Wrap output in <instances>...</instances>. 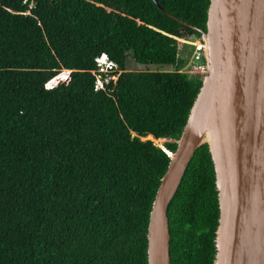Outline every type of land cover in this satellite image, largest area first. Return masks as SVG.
<instances>
[{
    "label": "trees",
    "instance_id": "16d2710c",
    "mask_svg": "<svg viewBox=\"0 0 264 264\" xmlns=\"http://www.w3.org/2000/svg\"><path fill=\"white\" fill-rule=\"evenodd\" d=\"M154 1L205 32L210 0ZM197 39L153 0H0V264H147L170 163L150 139L182 134L201 87L180 73L182 51ZM128 56L172 70L128 72ZM103 58L112 73H97ZM167 216L171 264H213L219 209L206 146Z\"/></svg>",
    "mask_w": 264,
    "mask_h": 264
},
{
    "label": "water",
    "instance_id": "95a60500",
    "mask_svg": "<svg viewBox=\"0 0 264 264\" xmlns=\"http://www.w3.org/2000/svg\"><path fill=\"white\" fill-rule=\"evenodd\" d=\"M204 44L208 75L173 142L147 229V264H171L168 208L195 153L206 146L219 219L213 264H264V0H210Z\"/></svg>",
    "mask_w": 264,
    "mask_h": 264
},
{
    "label": "built area",
    "instance_id": "2783aa9c",
    "mask_svg": "<svg viewBox=\"0 0 264 264\" xmlns=\"http://www.w3.org/2000/svg\"><path fill=\"white\" fill-rule=\"evenodd\" d=\"M189 44L191 45L190 47L192 52L190 58L188 59L190 61L188 65L184 66V68L180 71V73H184L189 76H194L201 80L207 74L206 67L205 66L203 67L200 64L202 61H204L203 60L204 58H202L204 52V46L202 45L199 39L185 43V45L187 46H189ZM100 72H105V71L101 70ZM92 74L96 77L97 89L103 90L104 86L100 78L97 76L95 72H93Z\"/></svg>",
    "mask_w": 264,
    "mask_h": 264
},
{
    "label": "rangeland",
    "instance_id": "374dc122",
    "mask_svg": "<svg viewBox=\"0 0 264 264\" xmlns=\"http://www.w3.org/2000/svg\"><path fill=\"white\" fill-rule=\"evenodd\" d=\"M191 45L189 44V46L185 45V48L183 49L182 51V56L186 59V61L190 58L192 52H191ZM189 61L188 60V63L186 65L189 64ZM201 66H203V63L201 62L200 63ZM204 67V66H203ZM172 69L171 68H157V67H144V66H141V65H138L134 62V60L132 59L131 56H128V59H127V71L128 72H147V71H150V72H157V71H171ZM202 80V79H201ZM152 140L153 142H155V144L162 148L163 151H165V148H164V145L166 143H173L174 141H168V140H161V141H156V140H153V139H150ZM145 141V140H144Z\"/></svg>",
    "mask_w": 264,
    "mask_h": 264
},
{
    "label": "bare ground",
    "instance_id": "6f19581e",
    "mask_svg": "<svg viewBox=\"0 0 264 264\" xmlns=\"http://www.w3.org/2000/svg\"><path fill=\"white\" fill-rule=\"evenodd\" d=\"M200 42L202 43V45L204 46V44H203V42L201 41V39H200ZM202 58H204V52H203V56H202ZM204 60V59H203ZM204 66L206 67V64H205V62H204ZM114 69H115V65H114V63H112V62H110V61H107V64H103V63H101L100 65H99V68H98V71H97V73L98 74H104V75H107V74H109V73H112L113 71H114ZM101 70H103V71H105V72H100ZM206 70H207V67H206ZM206 75H208V71H207V74ZM205 75V76H206ZM204 76V77H205ZM203 77V78H204ZM100 78V77H99ZM202 78V79H203ZM101 79V78H100ZM165 152L168 154V155H171V153H169L168 151H166L165 150Z\"/></svg>",
    "mask_w": 264,
    "mask_h": 264
},
{
    "label": "clouds",
    "instance_id": "9594fccd",
    "mask_svg": "<svg viewBox=\"0 0 264 264\" xmlns=\"http://www.w3.org/2000/svg\"><path fill=\"white\" fill-rule=\"evenodd\" d=\"M101 62H102L104 65L107 64V61H106L105 58H103V59L101 60Z\"/></svg>",
    "mask_w": 264,
    "mask_h": 264
}]
</instances>
